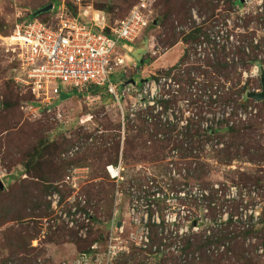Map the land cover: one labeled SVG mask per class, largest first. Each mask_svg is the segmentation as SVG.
<instances>
[{"label":"rangeland","instance_id":"rangeland-1","mask_svg":"<svg viewBox=\"0 0 264 264\" xmlns=\"http://www.w3.org/2000/svg\"><path fill=\"white\" fill-rule=\"evenodd\" d=\"M138 1L0 0V28L9 32L16 23L30 21L51 4L53 9L40 15L39 21L55 25L61 14L77 17L88 11L87 18L79 17L86 23L100 11V19L104 17L108 26L115 27ZM232 1L234 7L227 11L224 1L191 0L190 8L176 6L178 14L169 16L170 9L164 5L171 1L154 0L148 29L136 42L119 45L125 65L114 70L111 81L120 87L121 81L133 80L139 86L142 80L165 75L187 53L184 72H176L177 84L162 82L158 93L166 97L162 111L148 109L131 116L133 101L127 100L124 122L120 107L105 89L62 93L51 113L35 111L36 99L16 86L15 65L0 47V182L4 186L0 193L12 195L11 211L18 206L9 215L0 216V261L13 262L9 244L20 235L29 243L35 238L30 245L35 250L30 251L31 257L37 255L32 264H76L82 252L89 255L90 264H236L233 257L242 251L249 264H264V229L259 238L238 237L239 243L232 236L230 261L220 260L214 251L218 239L235 232L238 224H257L264 217L260 205L247 207L248 199L243 197H249V189L237 185L239 173L264 179V165L242 159L224 166L204 156L202 161L211 169L207 180L218 192L212 201H204L198 185L190 179L195 173L187 164L194 161L187 135L196 129L197 118L204 119V125L215 123L207 113L215 106L200 84L227 62L247 66L252 54L245 51L249 55L246 60L236 54L237 48L247 44L246 39L260 40L264 48V0ZM197 31L202 33L199 42H184ZM263 50L252 59L264 66ZM250 70L248 67L247 72ZM242 82L241 87L246 85L249 93L262 91L260 79L245 80L243 76ZM242 105V113L245 107L255 111L252 119L257 123V139L264 146V104L246 99ZM163 118L165 123L155 124ZM76 146L79 150L73 156L64 157ZM159 146L164 150L157 156ZM110 166L121 167L122 181L110 178ZM33 177L56 180L43 197L50 206L46 218H37L39 212L27 202L13 201L21 192L36 189ZM260 193L264 196L263 190ZM54 196L60 200L59 208L52 206ZM73 207H77L76 213ZM133 207L138 217L131 214ZM24 210L25 217L35 218L22 222L12 218ZM41 210L45 211V206ZM141 226L150 233L151 249L147 252L137 249L130 239ZM74 232L77 238L71 236ZM83 241L98 245V249L89 245L81 251L78 243ZM198 242L205 243L206 249L199 251ZM112 243L122 251L110 261L106 252ZM156 251L165 252L162 259Z\"/></svg>","mask_w":264,"mask_h":264},{"label":"built area","instance_id":"built-area-1","mask_svg":"<svg viewBox=\"0 0 264 264\" xmlns=\"http://www.w3.org/2000/svg\"><path fill=\"white\" fill-rule=\"evenodd\" d=\"M76 1L80 3L82 0ZM88 14V11L77 17L61 14L57 16L55 25L34 19L16 23L8 36L0 32V47L11 56L15 65L14 81L24 92L32 94L36 99L38 106L35 107V111L51 113L56 101L62 97V93H66L67 89L77 90L81 94L86 93L92 86L105 89L113 98L120 107L123 122L125 120L123 104L127 103V100L133 101L131 116L138 111L148 109H153L152 112L156 113L162 111V102L166 97L158 93L161 86L163 87L162 82L165 85L169 82L177 84L176 72L144 80L139 86L121 82L118 87L111 81L114 70L125 65L124 57L119 55V45L136 42L149 27V16L152 14L149 0H139L132 7L129 15L119 21L115 27L108 26L104 17L100 19V15H103L100 11H96L92 16L91 23H84V20L79 19V17L87 18ZM106 30H109V33H106ZM253 43L255 46L261 45L260 40L257 39H254ZM261 49H264L263 46ZM262 72L259 62L251 66L250 72H242V77L244 76L245 80L257 78L261 81ZM240 109L241 107L237 112V118L230 122L231 125L234 122H246L248 118H253L252 112H255L253 108H250V111L248 108L247 112L243 113ZM212 116L215 118L213 114ZM226 117H229V114ZM219 119L222 120L221 113H217L215 122L217 123ZM165 122L166 118H163L155 124L161 125ZM211 126L213 123L211 125L203 123L204 128ZM78 150L79 147L76 146L64 157L73 156ZM107 172L113 181L123 180L120 166H110ZM200 195L202 197L201 192ZM53 199L52 206L59 208V198L54 196ZM72 212L76 213L77 207H73ZM131 214L138 217L135 207L132 208ZM130 239L141 251L147 252L151 249L150 233L144 226L132 234ZM92 249L97 250L98 245L92 246ZM224 249L222 247L220 252ZM121 251L122 248L112 243L108 246L106 256L113 261ZM214 251L218 255L216 247ZM164 253V251H156L155 254ZM90 262L89 255L82 254L76 264H90Z\"/></svg>","mask_w":264,"mask_h":264},{"label":"trees","instance_id":"trees-1","mask_svg":"<svg viewBox=\"0 0 264 264\" xmlns=\"http://www.w3.org/2000/svg\"><path fill=\"white\" fill-rule=\"evenodd\" d=\"M168 5H164V8L170 9L169 16L171 15H177L178 11L180 9H185L186 7L190 8L191 0H179L178 3L172 2ZM228 6L227 11L231 7H234V1L232 0H218V2H223ZM154 0H149V4L151 6H154ZM240 4H242V0H239ZM218 5V4H217ZM216 5V7H217ZM180 6V9L177 10L175 7ZM215 6V5H212ZM131 11V10H130ZM130 13V12H129ZM43 13L36 12L31 20L38 19L40 15ZM129 15V14H128ZM41 21V20H40ZM42 22V21H41ZM44 23V22H43ZM49 24V23H46ZM0 32L4 36H8L10 34L9 32L4 31L0 28ZM106 33H109V30H106ZM202 33L200 31L194 32L192 34H189L186 38V43L192 42V44L199 42L201 39ZM247 44H243V47L237 48L236 54L239 56L242 60H246L249 58V55H247L246 52L249 54L251 53V59L248 60L247 66H241L238 63H235L234 61L232 63H225L224 66L219 68L220 70L217 71L214 77H212L210 80H208L205 83L200 84V90L206 94L205 97L208 98L213 103L214 110L207 112L209 114H213L216 118L217 113L222 114V120H218L217 123H213V126L204 128L203 127V120H199V117L197 118L196 122V129L192 132L190 131L187 135V141L190 145V147L193 150V154L191 156L194 161H190L188 164L189 169H191L193 176L190 177L196 185H198V190L202 194V199L204 201H212L215 198V195L218 193L217 189L213 187L212 183L207 180V177L211 174V169H208L210 166L207 164V162H203V158L206 155L211 156L212 160H215L216 163L224 165V166H232L233 163L239 162L242 159H247V163L251 164H260L264 165V146L261 145L260 140L257 139V131L258 129L255 128L257 123H253V119L250 118L248 122H234L233 125L230 124L231 121L237 118V112L239 111V108L243 107L242 102L243 100H249L247 98V94L249 93L248 89L245 86H242V71H247L248 67H251L252 65L259 63L255 56L259 55L262 52V46H255L253 44V40L246 39ZM261 46V47H260ZM250 49V50H249ZM246 51V52H245ZM261 51V52H260ZM259 53V54H258ZM187 57V53L180 59L178 64L169 70H167L164 74L170 75L173 72L182 73L184 72L183 67L184 59ZM262 66V70L264 71V66ZM177 73V74H178ZM176 74L177 77H179ZM176 77V79H177ZM16 84V83H15ZM16 86L20 88L17 84ZM22 90V89H21ZM104 89L97 88V87H90L88 89V93H98L103 92ZM86 92V93H87ZM106 92V90H105ZM201 92V93H202ZM66 93H74L76 95L79 94L77 90H66ZM253 101V100H251ZM254 102V101H253ZM256 103V102H254ZM260 104H264V102H261ZM35 107L38 106V104L34 101ZM230 110V112H228ZM248 107H245V112H247ZM229 114V117H226V115ZM214 118V119H215ZM228 118V119H227ZM199 120V121H198ZM197 136V138H196ZM218 136V137H217ZM156 155L158 156L161 151L164 150L163 147L159 146L156 149ZM207 153V154H206ZM194 166V169L192 168ZM27 170L29 169V166H26ZM35 179V182L33 183L34 186H36V189L30 192H21L18 196H15L13 198V201L15 204H21L27 202L32 208L33 211L39 212L36 216L37 218H46L50 215L48 212L49 204H47L45 201L43 202V197L50 192V185L54 184L56 180L50 181L46 179H40L38 177H33ZM46 184L44 186L41 183ZM239 183L238 186H242L243 189H249V197H243L244 199H248L247 207L260 205L262 214L264 215V203L262 202L264 196H261L262 194L260 191L263 190L264 192V179L263 178H257V177H249L247 174L239 173ZM40 188L43 190L41 191ZM254 188V190L252 189ZM257 189V192L255 191ZM1 191V190H0ZM12 195L10 194H3L0 193V216L5 217L9 215L10 212H14L18 206H14L13 210L11 211V207L9 206L10 200ZM242 196V195H241ZM3 198H8L7 201H3ZM31 199L33 203H30L29 200ZM42 206H45V211H42ZM12 214V213H11ZM26 212L24 210V213L19 211L16 215V217L12 216L13 219H19L21 222L27 218L33 219L35 218L32 216L25 217ZM22 215V216H21ZM11 221H17V220H11ZM264 229V217L261 218V221L257 224L252 225H242L238 224V227H236L235 232L229 233L228 235H225L218 239L216 248L218 251L221 250L222 247L225 249L218 253L217 256L220 260L227 259L225 261H230L232 258H227L228 256V247L232 244L231 237L234 236L235 243H237L238 237H244V238H254V236H257L256 238H259V232ZM237 233V235H236ZM21 234V233H20ZM71 236H74L77 238V233H72ZM69 237V236H68ZM35 238L29 241H25L23 238H21L20 235H18V240H14L13 243H10L8 248L11 247L12 255L11 258L13 259V262L10 260H3L0 261V264H10L11 262L13 264H32L35 262V258H32L30 251H33L34 249L30 248L31 241ZM85 243H78V246L80 248H83L81 251H85V248L89 245L92 246V242L83 241ZM239 243V242H238ZM197 249L204 250L206 249L205 243L198 242ZM7 245V244H5ZM84 245V246H83ZM192 249V247H191ZM194 250V249H193ZM234 250V248H233ZM35 251V250H34ZM198 251V250H197ZM83 254H87L86 252H82ZM157 258L162 259V255H159ZM235 258L236 264H249L250 259L245 257L244 252L241 253L238 252V254L233 257ZM216 259V258H215ZM219 261V260H217ZM220 262V261H219Z\"/></svg>","mask_w":264,"mask_h":264},{"label":"water","instance_id":"water-1","mask_svg":"<svg viewBox=\"0 0 264 264\" xmlns=\"http://www.w3.org/2000/svg\"><path fill=\"white\" fill-rule=\"evenodd\" d=\"M52 9H53V5L51 4L49 6H46L42 10H40L39 13H47V12H49ZM143 82H144V80L141 83H143ZM127 84L134 85L135 82L131 81V82H128ZM261 86H262V91L259 92V93H254V92L253 93H248L247 94L248 99L253 100L256 103L264 102V71L261 74ZM0 190L1 191L4 190V186H3V184L1 182H0Z\"/></svg>","mask_w":264,"mask_h":264},{"label":"crops","instance_id":"crops-1","mask_svg":"<svg viewBox=\"0 0 264 264\" xmlns=\"http://www.w3.org/2000/svg\"><path fill=\"white\" fill-rule=\"evenodd\" d=\"M91 21H92V18H91V20H90L89 22H87V23H91ZM177 60H178V59H177ZM179 61H180V60H179ZM132 81H133V80H132ZM142 81H143V80H142ZM142 81H141V82H142ZM121 82H122V81H121ZM121 82H120V83H121ZM135 84H136V83H135ZM135 84H134V85H135ZM141 84H142V83H141Z\"/></svg>","mask_w":264,"mask_h":264}]
</instances>
